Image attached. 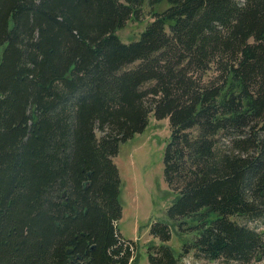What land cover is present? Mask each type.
Listing matches in <instances>:
<instances>
[{
	"label": "trees",
	"instance_id": "obj_1",
	"mask_svg": "<svg viewBox=\"0 0 264 264\" xmlns=\"http://www.w3.org/2000/svg\"><path fill=\"white\" fill-rule=\"evenodd\" d=\"M151 116L174 198L147 264H180L174 229L263 260L264 0H0V264H129L112 158Z\"/></svg>",
	"mask_w": 264,
	"mask_h": 264
},
{
	"label": "rangeland",
	"instance_id": "obj_2",
	"mask_svg": "<svg viewBox=\"0 0 264 264\" xmlns=\"http://www.w3.org/2000/svg\"><path fill=\"white\" fill-rule=\"evenodd\" d=\"M164 4L167 5L165 1L163 6ZM144 7L138 21L128 19L117 30L121 41L128 43L138 40L144 25L152 20L148 8L146 5ZM96 133L97 136L100 135L99 132ZM168 136L167 118L156 119L151 116L144 130L121 142L117 155L112 158L121 182L119 201L122 210L117 228L125 239L133 241L129 264H147V245L152 241L158 243V240L149 234L150 224L154 221L164 223L170 221L166 211L174 195L170 193L164 181L162 163ZM247 224L264 231V224L255 222ZM175 231V229L172 231L168 244L176 254L181 253L180 264H239L233 261H208L196 257L191 251L185 252L182 246L190 240L191 234ZM247 264H264V259Z\"/></svg>",
	"mask_w": 264,
	"mask_h": 264
}]
</instances>
